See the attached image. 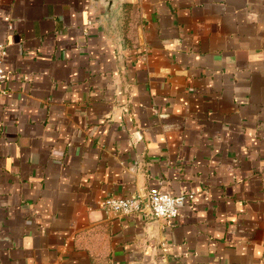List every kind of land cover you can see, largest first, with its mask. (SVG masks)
<instances>
[{
	"label": "crops",
	"instance_id": "1",
	"mask_svg": "<svg viewBox=\"0 0 264 264\" xmlns=\"http://www.w3.org/2000/svg\"><path fill=\"white\" fill-rule=\"evenodd\" d=\"M105 8L0 0V264H264V0Z\"/></svg>",
	"mask_w": 264,
	"mask_h": 264
},
{
	"label": "built area",
	"instance_id": "2",
	"mask_svg": "<svg viewBox=\"0 0 264 264\" xmlns=\"http://www.w3.org/2000/svg\"><path fill=\"white\" fill-rule=\"evenodd\" d=\"M6 46L0 44V93L4 92L3 82L7 77L5 59ZM195 198L193 192H183L173 195L159 189L153 190L148 196L141 194L109 197L104 205L107 211L114 214H140L151 219H165L173 221L180 215L181 206Z\"/></svg>",
	"mask_w": 264,
	"mask_h": 264
},
{
	"label": "water",
	"instance_id": "3",
	"mask_svg": "<svg viewBox=\"0 0 264 264\" xmlns=\"http://www.w3.org/2000/svg\"><path fill=\"white\" fill-rule=\"evenodd\" d=\"M105 5L106 17L115 25L123 10V5L126 0H99Z\"/></svg>",
	"mask_w": 264,
	"mask_h": 264
}]
</instances>
